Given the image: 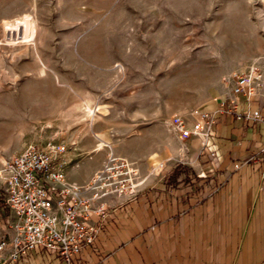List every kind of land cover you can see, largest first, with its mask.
<instances>
[{"label":"rangeland","instance_id":"obj_1","mask_svg":"<svg viewBox=\"0 0 264 264\" xmlns=\"http://www.w3.org/2000/svg\"><path fill=\"white\" fill-rule=\"evenodd\" d=\"M23 20L26 40L9 31ZM263 68L264 0H0V217L10 157L49 146L76 169L112 154L139 174L173 120Z\"/></svg>","mask_w":264,"mask_h":264},{"label":"crops","instance_id":"obj_2","mask_svg":"<svg viewBox=\"0 0 264 264\" xmlns=\"http://www.w3.org/2000/svg\"><path fill=\"white\" fill-rule=\"evenodd\" d=\"M258 72L259 87L249 100L230 95L212 101L201 111L208 118L189 122L211 121L203 150L174 136L150 170L140 168L134 202L105 200L110 215L75 264H264V176L260 162L252 161L263 158L264 145V68ZM97 167L66 166L65 176L83 185ZM13 220L10 212L0 217V234L13 236ZM12 264L60 262L37 250Z\"/></svg>","mask_w":264,"mask_h":264},{"label":"built area","instance_id":"obj_3","mask_svg":"<svg viewBox=\"0 0 264 264\" xmlns=\"http://www.w3.org/2000/svg\"><path fill=\"white\" fill-rule=\"evenodd\" d=\"M259 79L256 69L232 72L231 95L249 100L259 87ZM192 117L205 119L208 114L195 112ZM259 117L255 114L254 120ZM210 125L211 121L208 125L200 121L190 124L176 118L170 127L187 147L199 152L206 147ZM55 153L49 146L30 147L2 163L4 206L14 220L13 236L0 238V264L16 263L37 250L54 256L60 264H75L81 251L93 245L110 215L105 200L116 196L129 202L138 194V171L125 159L108 154L90 179L77 185L66 179L67 164ZM259 155L263 158L252 161L260 162L264 176V145Z\"/></svg>","mask_w":264,"mask_h":264},{"label":"bare ground","instance_id":"obj_4","mask_svg":"<svg viewBox=\"0 0 264 264\" xmlns=\"http://www.w3.org/2000/svg\"><path fill=\"white\" fill-rule=\"evenodd\" d=\"M15 24V23H14ZM9 25V24H8ZM14 26V25H13ZM23 27V30L25 31L24 33V40L30 38L32 36V30H33V26L30 24L29 21L27 20H23V22H17L16 25L13 28H10L9 31L10 33H17L18 30H20V28ZM34 31V30H33ZM21 34V32H20ZM9 37V36H8ZM16 38V37H15ZM101 149V144L98 145L97 149L95 151H99Z\"/></svg>","mask_w":264,"mask_h":264}]
</instances>
